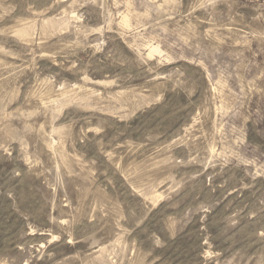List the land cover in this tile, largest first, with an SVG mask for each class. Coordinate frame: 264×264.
I'll return each mask as SVG.
<instances>
[{
	"label": "rangeland",
	"instance_id": "rangeland-1",
	"mask_svg": "<svg viewBox=\"0 0 264 264\" xmlns=\"http://www.w3.org/2000/svg\"><path fill=\"white\" fill-rule=\"evenodd\" d=\"M0 264H264V0H0Z\"/></svg>",
	"mask_w": 264,
	"mask_h": 264
}]
</instances>
